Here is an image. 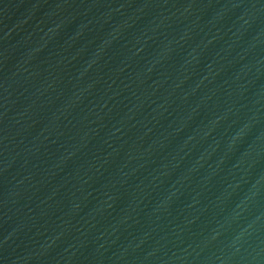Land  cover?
Segmentation results:
<instances>
[{
    "label": "water",
    "instance_id": "1",
    "mask_svg": "<svg viewBox=\"0 0 264 264\" xmlns=\"http://www.w3.org/2000/svg\"><path fill=\"white\" fill-rule=\"evenodd\" d=\"M0 264H264V0H0Z\"/></svg>",
    "mask_w": 264,
    "mask_h": 264
}]
</instances>
